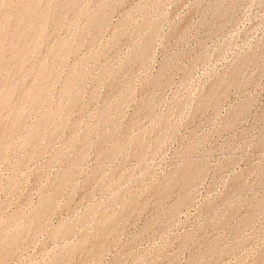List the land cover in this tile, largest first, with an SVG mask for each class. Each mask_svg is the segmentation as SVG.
<instances>
[{
	"label": "rangeland",
	"instance_id": "rangeland-1",
	"mask_svg": "<svg viewBox=\"0 0 264 264\" xmlns=\"http://www.w3.org/2000/svg\"><path fill=\"white\" fill-rule=\"evenodd\" d=\"M0 264H264V0H0Z\"/></svg>",
	"mask_w": 264,
	"mask_h": 264
}]
</instances>
